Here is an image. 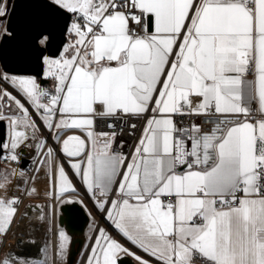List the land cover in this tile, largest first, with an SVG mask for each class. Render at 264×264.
<instances>
[{"label":"snow or ice","instance_id":"1","mask_svg":"<svg viewBox=\"0 0 264 264\" xmlns=\"http://www.w3.org/2000/svg\"><path fill=\"white\" fill-rule=\"evenodd\" d=\"M48 6L66 21L57 54L44 55L51 32L33 38L52 88L37 76L0 74L11 88L0 87V250L23 197L37 194L29 187L35 176L20 167L28 149L33 172L46 171L58 185L50 196L75 202L64 199L76 188L59 153L106 219L148 257L98 228L85 264H121V257L264 264V0ZM8 14V0H0V38L14 36ZM184 118L188 126L177 123ZM133 121L143 128L125 154L120 137L125 128L135 134ZM67 242L60 230L55 255L9 250L0 264H56Z\"/></svg>","mask_w":264,"mask_h":264},{"label":"water","instance_id":"2","mask_svg":"<svg viewBox=\"0 0 264 264\" xmlns=\"http://www.w3.org/2000/svg\"><path fill=\"white\" fill-rule=\"evenodd\" d=\"M7 27L14 34L12 38L0 40V66L4 73L9 75H33L37 76L42 86H47L50 80L43 77V67L37 57L39 51L33 45V38L41 29L51 32L50 47L44 55L58 53L62 42L65 40L63 26L66 23L63 17L54 16L48 6V0H8ZM4 135V129L0 127V137ZM30 152L24 150L20 161V167L26 169L31 164ZM2 168V162H0ZM60 220L72 236L66 264H76L78 257L86 243L85 233L90 222V216L86 209L79 203H65L60 207ZM30 241H35V244ZM44 249L41 240H24L17 238L11 248L25 257L39 258L40 250ZM121 264H135L129 258H121Z\"/></svg>","mask_w":264,"mask_h":264},{"label":"rangeland","instance_id":"3","mask_svg":"<svg viewBox=\"0 0 264 264\" xmlns=\"http://www.w3.org/2000/svg\"><path fill=\"white\" fill-rule=\"evenodd\" d=\"M0 74H4L1 66H0ZM38 82H40L39 79H38ZM52 86H53V82L50 80V83L47 86H43V87L52 88ZM0 87H9V86L6 84L0 83ZM9 90L11 91L10 87H9ZM45 135H47V133H45ZM49 143H53V142L49 141ZM29 158L31 160V164L29 165V169L24 170V172L26 173L27 176H35L34 181L30 182L29 187H35L37 189V194L34 196L25 195L23 197V203L19 206V211L15 218V222L13 223L11 231L7 235L6 240H4L3 242V247H2V250H0V255L11 250V248H13V246L16 243V239L21 237L19 229L21 227V222L24 218V215L26 214L27 211H29L31 208H34V207L39 209V212L41 213L39 214L38 217L40 218L43 217V219H39L37 223L36 222L27 223V228L29 229L30 234L28 235V237L25 238V240H28L29 238H33L35 240H41L43 242L44 249L46 250L45 254H48V253L54 254V252L56 251L54 250V246H53V235H54L53 231H54V224H55L54 212H55V207H56L58 210L57 211L58 212V233L60 230H63L68 236L66 256L64 257V260L61 262V264H66L69 249H70V244L72 241V236L68 233L65 225H63L60 220V216H61L60 207L61 205L65 203L63 202L62 199H59L56 196H50L48 194L49 192H53L54 190L58 194V185H56L54 189L53 181L49 179V176L46 174V171L42 170L39 174H36L33 172V169L35 167L33 163V160L35 158L34 151L30 152ZM5 167L6 165L3 163L2 168H5ZM64 199H71L81 204L83 207H85L86 211L89 212L91 217L95 218L96 216H98L99 209L96 207L95 202L91 198L90 194H88L86 191L76 188L75 193L65 194ZM99 215L102 219L103 214L101 213ZM93 232H94V224L90 225L87 231L88 236H91ZM89 242H90V237H88L87 245Z\"/></svg>","mask_w":264,"mask_h":264},{"label":"crops","instance_id":"4","mask_svg":"<svg viewBox=\"0 0 264 264\" xmlns=\"http://www.w3.org/2000/svg\"><path fill=\"white\" fill-rule=\"evenodd\" d=\"M250 79L252 77H249ZM67 134L71 135V134H79L78 132L77 133H74L73 131H69ZM57 148L59 147L58 144L55 145ZM58 155L60 156L61 160H63L65 162V168H66V171L68 172V175H69V178L70 180L72 181V184L75 188H79V189H82L83 191H86L85 187L83 186L82 182L80 181V178L75 176L73 170H71L67 164V158L63 157L62 154H59ZM85 208V207H84ZM100 211V210H99ZM98 211V216H96L95 218L91 217V215L89 214V212H87L90 216V222L88 223V226H87V229H86V233H85V237L87 238L88 240V237H90V242L88 243V245L91 244L94 242V237L95 235L97 234L96 231L94 230V232L91 234V236H88L87 234V231L90 227V225L94 224V229H98V228H105L107 230V232L116 240H118L119 242H121L122 244H124L126 247H128L131 251L133 252H136L138 255H142L144 256L146 259L148 258L146 256V254L142 253L140 250H138L137 248H135V246L131 245L130 242L126 241L125 238L122 237L121 234L118 233V231L114 228V226L111 224V221H108L105 217V213L103 212H99ZM103 214V217L101 219L100 215L99 214ZM87 240H86V245H87ZM85 245V246H86ZM90 253V252H89ZM121 258H124V257H121ZM126 258H129L133 261V263L137 264V262L132 258V257H126Z\"/></svg>","mask_w":264,"mask_h":264},{"label":"built area","instance_id":"5","mask_svg":"<svg viewBox=\"0 0 264 264\" xmlns=\"http://www.w3.org/2000/svg\"><path fill=\"white\" fill-rule=\"evenodd\" d=\"M137 124V128L135 130V134L134 135H128V129L125 128L124 129V134L120 137V140H122L124 142V148H123V151L125 152V154L129 153L134 145H135V142L137 140V138L139 137L141 131H142V128H143V121H133ZM189 119L188 118H184L183 121L181 122L179 119L177 120V123L178 124H181L182 123V126H188L189 124ZM194 122L197 124V125H201L202 124V120L200 118H197L194 120ZM207 126V125H205ZM3 164V162H2ZM29 169L26 168V169H23V170H27ZM90 244L85 246L83 251L81 252L76 264H85V261L87 259V256L89 255V252H90ZM55 255V252L54 254ZM56 264H61V261L57 258L56 259Z\"/></svg>","mask_w":264,"mask_h":264},{"label":"bare ground","instance_id":"6","mask_svg":"<svg viewBox=\"0 0 264 264\" xmlns=\"http://www.w3.org/2000/svg\"><path fill=\"white\" fill-rule=\"evenodd\" d=\"M51 141V140H49ZM29 152H31V150H29ZM33 152V151H32ZM45 188V187H44ZM30 209V208H29ZM57 208L55 207V212H54V235H53V246H54V250L56 251L57 249V245H58V212H57ZM41 212H39V209L38 208H31L29 211L26 212V214L24 215V218L21 222V227H20V235L21 237L20 238H25L28 237V235L30 234L29 233V229L27 228V223L28 222H32V223H37V221L40 219L39 214ZM35 226V224H34ZM33 235V234H32ZM29 239H32V240H35L33 238H29Z\"/></svg>","mask_w":264,"mask_h":264}]
</instances>
